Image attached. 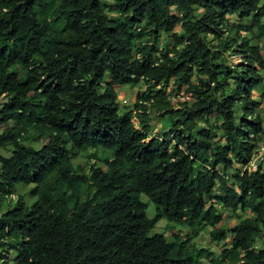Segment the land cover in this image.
Here are the masks:
<instances>
[{"label":"trees","instance_id":"1","mask_svg":"<svg viewBox=\"0 0 264 264\" xmlns=\"http://www.w3.org/2000/svg\"><path fill=\"white\" fill-rule=\"evenodd\" d=\"M263 37L260 0H0V200L35 197L0 213V264H264ZM149 110L170 124L148 139ZM97 148L105 170L72 165ZM216 204L251 215L219 227ZM161 219L230 239L214 253L151 233Z\"/></svg>","mask_w":264,"mask_h":264},{"label":"rangeland","instance_id":"2","mask_svg":"<svg viewBox=\"0 0 264 264\" xmlns=\"http://www.w3.org/2000/svg\"><path fill=\"white\" fill-rule=\"evenodd\" d=\"M264 0H260L262 2ZM111 3V2H109ZM236 17H232V19H235ZM262 45L264 43V37L262 38ZM158 46L162 47L164 44L169 45V40L168 37L165 34L161 35L160 40L157 42ZM263 54L264 51L262 50ZM230 61L235 64L240 61L238 57H231ZM264 86V79L263 81L259 84V86L255 89L254 91V98L256 100H262V106L260 107L261 113H264V98H260V93L262 91V88ZM143 89V84L142 82L136 83L134 85H127L123 89L118 91V97L117 101L119 103V106L121 104L120 101H123L125 99V104L123 105L126 108H133V105L135 103V97H136V92L138 90ZM123 91V92H122ZM164 91L166 95L170 98L172 102V106L174 109L179 108V101H182L181 98H183L180 94H177V91L171 86V84H167L164 88ZM122 92V94H121ZM2 101H5V97L1 96L0 97V103ZM260 112V111H259ZM170 117L169 115H164L160 116L158 113L153 112L149 110L148 114V119H147V124H148V130H147V136L148 139L152 138L154 136L159 135L162 131L166 130L169 127L170 124ZM132 122L134 126L138 129L142 127V124L139 122V118L133 117ZM97 154L98 158L97 159H92L89 161L87 158L88 153L91 151L90 149L83 151L82 153L78 155H70V159L72 162L73 166H80V170L86 171L88 168V165L90 163L95 164L96 166L100 167L101 169L105 170V165L103 163V159H106L109 157V152L107 150H102L100 148H97ZM0 154L3 156H8V152H6L3 149H0ZM33 184H18L16 186V189L14 192H12L10 195L7 197L3 198L0 200V213L8 209L9 207H12L15 203V200L17 199L18 196H21L23 202L25 204H31L34 200L35 197L31 196L28 192L30 188L32 187ZM140 200L142 202H145L146 208H145V214L147 217H152L154 214V206L153 204L143 195L141 194ZM217 211L221 214L222 219L218 223L219 227L223 228H232L235 224H237L238 220L243 217L250 216L251 214L248 211H239L237 210L236 212H232L230 209H223L221 207H218L216 204ZM207 230L208 228H200L196 233L192 232L188 227L185 225L177 224L175 222L167 221L165 219L159 220L151 233H162L167 239H170L171 234H178L180 238L182 239H189V242L191 244H194L196 247H207L211 249L214 253H217L224 245L228 244L229 242V236L224 240V241H219V242H211L208 239L207 236ZM150 233V234H151ZM256 247H264V232L261 234V237L259 240L256 242ZM13 256L12 252H7L6 253V259H11Z\"/></svg>","mask_w":264,"mask_h":264},{"label":"built area","instance_id":"3","mask_svg":"<svg viewBox=\"0 0 264 264\" xmlns=\"http://www.w3.org/2000/svg\"><path fill=\"white\" fill-rule=\"evenodd\" d=\"M261 50L264 51V43L261 45ZM125 104V99L121 101ZM259 165L261 169L264 170V135L260 136L258 145L255 150H253L251 160L249 162V166L252 168L257 167Z\"/></svg>","mask_w":264,"mask_h":264},{"label":"crops","instance_id":"4","mask_svg":"<svg viewBox=\"0 0 264 264\" xmlns=\"http://www.w3.org/2000/svg\"><path fill=\"white\" fill-rule=\"evenodd\" d=\"M263 41V40H262ZM262 41H261V43H262ZM123 92V91H122ZM122 92H121V94H122ZM262 106V100H260V106H259V108H258V112H259V114H260V117L262 118V126H263V129H264V113H261V110H260V107Z\"/></svg>","mask_w":264,"mask_h":264}]
</instances>
